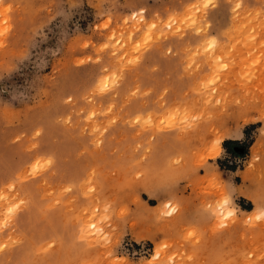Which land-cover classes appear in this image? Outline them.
<instances>
[{"label": "rangeland", "instance_id": "374dc122", "mask_svg": "<svg viewBox=\"0 0 264 264\" xmlns=\"http://www.w3.org/2000/svg\"><path fill=\"white\" fill-rule=\"evenodd\" d=\"M262 203L264 0H0V264H264Z\"/></svg>", "mask_w": 264, "mask_h": 264}, {"label": "clouds", "instance_id": "9594fccd", "mask_svg": "<svg viewBox=\"0 0 264 264\" xmlns=\"http://www.w3.org/2000/svg\"><path fill=\"white\" fill-rule=\"evenodd\" d=\"M237 132H240V129H236ZM241 133V132H240ZM222 153V151L217 153V156L220 155ZM207 164V162H205V165ZM213 179H216L220 182V188L222 190V192L224 193L225 196L229 195V182L225 181L221 178V175L219 173V171L216 169L215 172L212 173ZM156 219L157 220H161L163 219V217L160 216L159 212L157 211L156 213Z\"/></svg>", "mask_w": 264, "mask_h": 264}, {"label": "snow or ice", "instance_id": "6c2138e0", "mask_svg": "<svg viewBox=\"0 0 264 264\" xmlns=\"http://www.w3.org/2000/svg\"><path fill=\"white\" fill-rule=\"evenodd\" d=\"M215 41L213 40L211 43H209L208 47L211 48L212 47V44H214ZM224 67H227V65H224ZM94 115V113H93ZM213 153L217 155L218 152L215 151V147L213 149ZM229 201H228V198L227 196L225 197V200H224V203L227 204ZM170 207V205H166L165 206V215H170L171 213L167 211V208ZM172 211H175V209L173 208ZM9 212L11 213L12 212V209L10 208L9 209ZM257 218L260 219V218H264V203H262L258 208H257ZM192 233H189V236H191Z\"/></svg>", "mask_w": 264, "mask_h": 264}]
</instances>
